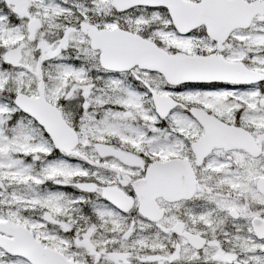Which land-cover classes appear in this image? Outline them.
<instances>
[{
	"label": "snow or ice",
	"instance_id": "1",
	"mask_svg": "<svg viewBox=\"0 0 264 264\" xmlns=\"http://www.w3.org/2000/svg\"><path fill=\"white\" fill-rule=\"evenodd\" d=\"M0 264H264V0H0Z\"/></svg>",
	"mask_w": 264,
	"mask_h": 264
}]
</instances>
